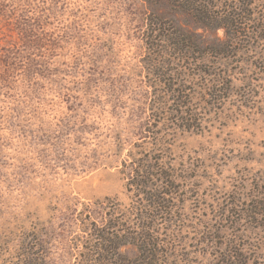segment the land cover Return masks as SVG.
<instances>
[{
  "label": "rangeland",
  "instance_id": "1",
  "mask_svg": "<svg viewBox=\"0 0 264 264\" xmlns=\"http://www.w3.org/2000/svg\"><path fill=\"white\" fill-rule=\"evenodd\" d=\"M162 1L0 0V264H83L148 166L160 264H264V0Z\"/></svg>",
  "mask_w": 264,
  "mask_h": 264
},
{
  "label": "trees",
  "instance_id": "2",
  "mask_svg": "<svg viewBox=\"0 0 264 264\" xmlns=\"http://www.w3.org/2000/svg\"><path fill=\"white\" fill-rule=\"evenodd\" d=\"M171 0H163L162 2L165 4H169ZM178 1L179 0H174ZM184 3L186 7L183 6L179 10L185 11L191 14L192 17L198 18L199 22H197L194 18L195 23L199 26H203L205 28H222L230 30L231 32L237 33L235 25H232L231 22L212 26V17H209L210 14L208 11H198L196 10L197 2H193L192 0H185ZM175 4V3H174ZM251 5V4H248ZM189 6L190 8H187ZM251 7V6H250ZM195 8V9H194ZM246 8V7H245ZM249 8V7H248ZM208 10V9H205ZM197 11V10H196ZM236 16V15H235ZM159 16L148 17V28H150V33L147 34L146 44L151 45V43L158 42L167 43L171 46V49H178V34H176L175 30H170L169 27H165L166 25L161 24L162 20ZM207 22V23H205ZM261 29H264L261 27ZM254 35H259L260 31L257 29L253 31ZM180 40L182 43L190 44V40L181 35ZM149 42V43H148ZM201 44L200 46H202ZM176 48V49H175ZM188 48V47H186ZM203 50H206V47H202ZM227 48V47H225ZM173 50V49H172ZM186 50V49H185ZM189 50V49H187ZM213 51L214 49H209ZM220 50V49H219ZM202 63L205 65L206 57L202 55ZM204 76L211 77V74L204 73ZM154 166H148L146 169H141L139 171H135L134 179L131 181V185L135 186L137 190H139L140 195L144 196L141 201H136V205L139 202H143V207L135 206L132 207V211L134 214L135 223L127 222L124 217L120 221L108 220L103 227H93L90 228V238L91 241L89 243V247L86 249L85 259L83 264H160L159 258L162 257V253L159 251L160 243L157 241L156 236H154L156 226L158 221H161L163 215H169V202L166 199L168 196L167 193L159 191L151 192V187L149 183L153 178H157L154 174ZM161 182L166 186H170L168 181L172 179L171 175H166V177L158 176ZM150 189L146 192V189ZM140 204V203H139ZM147 207V208H146ZM142 209V210H141ZM146 210H150L151 214H148ZM165 212V213H164ZM170 223V221H167ZM127 246H132L135 248L137 255L134 259H129L126 256L120 254V250ZM168 252V251H167ZM165 256L166 253H165ZM168 257V256H167Z\"/></svg>",
  "mask_w": 264,
  "mask_h": 264
}]
</instances>
